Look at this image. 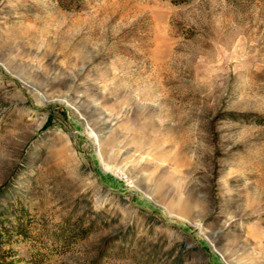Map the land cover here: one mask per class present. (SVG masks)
<instances>
[{
  "label": "rangeland",
  "instance_id": "rangeland-1",
  "mask_svg": "<svg viewBox=\"0 0 264 264\" xmlns=\"http://www.w3.org/2000/svg\"><path fill=\"white\" fill-rule=\"evenodd\" d=\"M0 264H264V0H0Z\"/></svg>",
  "mask_w": 264,
  "mask_h": 264
},
{
  "label": "bare ground",
  "instance_id": "bare-ground-1",
  "mask_svg": "<svg viewBox=\"0 0 264 264\" xmlns=\"http://www.w3.org/2000/svg\"><path fill=\"white\" fill-rule=\"evenodd\" d=\"M102 125H103V124H102ZM102 125H101L100 129H102ZM94 134H96V133H94ZM92 137H93V138L95 137V138H94V141H95V140H96V141L98 140L97 135H93ZM91 139H92V138H91ZM91 139H90V140H91ZM92 142H93V141H92ZM127 164H128V163H126L125 166H126ZM123 166H124V165H123Z\"/></svg>",
  "mask_w": 264,
  "mask_h": 264
},
{
  "label": "trees",
  "instance_id": "trees-1",
  "mask_svg": "<svg viewBox=\"0 0 264 264\" xmlns=\"http://www.w3.org/2000/svg\"><path fill=\"white\" fill-rule=\"evenodd\" d=\"M2 253H4V252L2 251Z\"/></svg>",
  "mask_w": 264,
  "mask_h": 264
}]
</instances>
